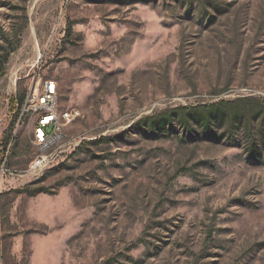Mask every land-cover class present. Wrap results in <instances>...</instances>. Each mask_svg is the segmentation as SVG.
I'll list each match as a JSON object with an SVG mask.
<instances>
[{
  "label": "rangeland",
  "instance_id": "rangeland-1",
  "mask_svg": "<svg viewBox=\"0 0 264 264\" xmlns=\"http://www.w3.org/2000/svg\"><path fill=\"white\" fill-rule=\"evenodd\" d=\"M17 42L0 76V264H264V164L247 133L133 125L264 103V0H0V70ZM40 79L81 111L66 132L86 145L33 174L10 102Z\"/></svg>",
  "mask_w": 264,
  "mask_h": 264
},
{
  "label": "trees",
  "instance_id": "trees-1",
  "mask_svg": "<svg viewBox=\"0 0 264 264\" xmlns=\"http://www.w3.org/2000/svg\"><path fill=\"white\" fill-rule=\"evenodd\" d=\"M17 48L18 42L12 46L9 52H6L2 56L0 76L5 73V65L9 60L10 53ZM24 97L25 93H22L11 99L10 108L15 110L17 115V104L20 105ZM238 102L219 100L198 106L168 108L159 112L143 115L133 125L140 130L163 134L168 127L172 126L175 121H178L185 130L190 131L193 126L201 127L203 132L211 137L215 135L214 126H220V128L225 127V134H222L223 138L226 135L230 138L235 137L239 130H244L248 136L247 153L249 157L257 164H264V103H261L258 108L250 110L242 108L238 105ZM255 121L259 122L258 135H255L253 132L254 128L252 125ZM117 136L120 137V135ZM112 139H115V137L102 136L98 140H94V142L109 141ZM83 145H86V142Z\"/></svg>",
  "mask_w": 264,
  "mask_h": 264
},
{
  "label": "built area",
  "instance_id": "built-area-1",
  "mask_svg": "<svg viewBox=\"0 0 264 264\" xmlns=\"http://www.w3.org/2000/svg\"><path fill=\"white\" fill-rule=\"evenodd\" d=\"M58 85L54 79H40L25 92L23 102L18 105L16 126L28 125L30 143L36 149L28 172L38 173L46 163L62 160L84 142L83 138H70L66 127L81 117L77 108L59 109Z\"/></svg>",
  "mask_w": 264,
  "mask_h": 264
},
{
  "label": "bare ground",
  "instance_id": "bare-ground-1",
  "mask_svg": "<svg viewBox=\"0 0 264 264\" xmlns=\"http://www.w3.org/2000/svg\"><path fill=\"white\" fill-rule=\"evenodd\" d=\"M51 163H52V162H50V163H46L45 166H44V169L47 168L48 166H50ZM39 171H41V170H39Z\"/></svg>",
  "mask_w": 264,
  "mask_h": 264
}]
</instances>
